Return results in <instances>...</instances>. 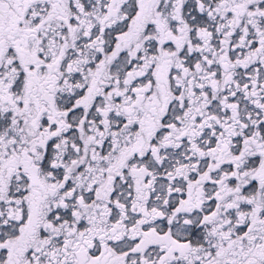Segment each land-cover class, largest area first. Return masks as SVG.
I'll use <instances>...</instances> for the list:
<instances>
[{"label": "snow or ice", "instance_id": "obj_1", "mask_svg": "<svg viewBox=\"0 0 264 264\" xmlns=\"http://www.w3.org/2000/svg\"><path fill=\"white\" fill-rule=\"evenodd\" d=\"M0 264H264V0H0Z\"/></svg>", "mask_w": 264, "mask_h": 264}]
</instances>
